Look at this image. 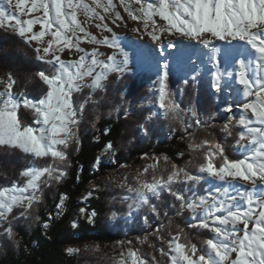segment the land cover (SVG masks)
Segmentation results:
<instances>
[{
  "label": "snow or ice",
  "instance_id": "obj_1",
  "mask_svg": "<svg viewBox=\"0 0 264 264\" xmlns=\"http://www.w3.org/2000/svg\"><path fill=\"white\" fill-rule=\"evenodd\" d=\"M129 21L133 22L130 30L141 38L147 36L162 56L165 48L192 52L187 59L194 65L193 72L183 80L191 89L202 81L197 61L210 64L209 87L214 94L228 91L232 103L223 109L228 114L219 127L224 136L217 140L208 131L216 126L202 120L195 106L182 107L176 97L185 90L172 89L170 64L167 60L162 64L153 92V115L184 128L188 149L199 159L193 173L175 163L160 168L161 158L152 157L155 162L138 171L134 184L126 177L116 184L127 192L122 202L132 201L127 204L129 216L133 209L144 210L143 222L151 231L137 237V242L147 243L154 252L146 256L138 247H124L133 241H117L120 250L111 258L112 264H264V0H0V30L18 37L31 49L33 59L46 66L34 72V78L46 85L36 97L14 91L16 73L0 76V158L7 161L18 151L34 159L51 160L43 167L25 166L19 182L0 186V239L18 246L14 222L41 221L36 206L43 202L45 188L67 175V150L75 144L79 151L78 133L88 105L99 113L101 107L116 100L113 111L118 118L134 115L121 108L124 97L119 92L113 97L110 91V83L130 70L129 54L113 26L129 27ZM83 43L93 47L85 49ZM101 47L110 54L105 55ZM65 52L78 54L77 58L63 59ZM99 118L97 114L95 120ZM194 126L213 138L197 140L189 131ZM237 126L228 154L226 142ZM137 128L138 135L152 133L143 118ZM114 152L112 141L101 149L102 154ZM162 159L167 165L169 158ZM93 167H102L100 156ZM201 182L207 185L202 193L197 191ZM99 187L94 185L83 200ZM165 194L173 198L171 210L176 216L190 214L176 225L175 232L166 234L173 222L169 212L162 211L168 206ZM67 199L66 194H60L55 216L63 214ZM78 211L87 224H95L94 209L80 207ZM162 215L169 218L168 225L159 223L153 228L151 220L160 221ZM115 216L112 212L109 218ZM53 219L49 213L42 229L48 230ZM70 226L80 227L75 219ZM185 228L207 230V235L198 246ZM149 236L162 246L149 242ZM93 251L99 252L100 246L95 245ZM66 252L75 255L81 249L69 247Z\"/></svg>",
  "mask_w": 264,
  "mask_h": 264
},
{
  "label": "trees",
  "instance_id": "obj_2",
  "mask_svg": "<svg viewBox=\"0 0 264 264\" xmlns=\"http://www.w3.org/2000/svg\"><path fill=\"white\" fill-rule=\"evenodd\" d=\"M43 67L46 66L33 59L31 49L24 45L18 37L6 35L3 30H0V76L8 71L16 73L18 84L14 86V91H25L33 97L38 96L46 85H43L38 78H34V72ZM152 79L154 75L145 71L135 75L126 73L119 81L110 83L111 95L116 97L118 89L127 91L122 109L129 108L136 102L152 101L153 94L150 89ZM183 80L181 75L171 72L170 86L172 89L175 91L184 88L185 90L183 95H177V100L182 103V107L195 106L202 120H209L216 126L208 131H211L217 140L223 139L224 134L219 131V127L228 115L223 111L224 96L218 97L214 94V90L209 87V81L203 75L202 81L194 89H191L190 85H184ZM112 102L114 104L117 101ZM143 107L133 111L134 115L128 119L118 118L117 112L111 115L99 114L98 120H95V116L87 115V112L84 114L78 133L79 151L75 150V144L67 150L69 153L67 175L59 183L52 182L50 187L45 188L43 202L35 209V213L41 218L40 222L33 219L21 220L19 224L14 222L18 232L16 238L18 246L5 243L3 239H0V264H112V261L104 257L101 251L95 252L91 247L85 250L84 246L92 243L111 245L116 244L117 241H137V237L143 238L151 231L143 222V209L139 218H136L126 230L120 224H114L109 217L112 212L119 211L123 203H121L122 200L117 199L116 189L112 187L102 186L88 200L89 204L86 208L89 211L94 209L97 213L94 225L87 224L78 214V207L82 205L79 198L92 181H97L103 174L117 167L140 165L145 154L160 157L164 164L162 158L167 156L169 161L163 168H170V165L175 163L195 173L199 158L194 159L196 154L188 149V134L184 128L162 117L147 119L150 109L145 105ZM142 118L143 122L152 129V133L147 136L138 135L137 125ZM189 131L195 133L197 140L213 138L208 136L203 129L195 126ZM235 134L236 131L233 130V136L229 137L226 142L229 145L228 154H231L230 146L234 143ZM107 141H112L115 145L113 155L115 164L101 162L102 167L96 171L93 167L96 157L100 156L101 149ZM181 153L183 155H180ZM189 160H192L191 164H188ZM46 161L50 163L51 160L49 158L34 159L18 151L7 161L0 158V186H11L12 182H19L21 180L19 173L25 166L43 167ZM81 168H83L82 171ZM78 175L79 179H77ZM62 193L66 194L68 199L65 201L63 214L56 217L54 216L57 211L55 205ZM165 197L168 206L162 207V211H168L169 218L173 222L171 229H165L166 234L168 230L175 232L176 225L190 215L185 213L183 216H176L175 211L171 210L173 198L167 194ZM49 213L53 214L54 219L51 221V227L45 231L40 225L48 218ZM74 216H77L80 225L78 229H72L70 226ZM169 218L163 215L160 221L153 218L152 227H157L159 223L168 225ZM181 227L185 225L181 224ZM185 230L189 232L192 242L197 243L198 246L207 235L203 230L188 228ZM149 242H156V240L149 236ZM69 245L82 247L81 252L68 255L66 247ZM155 254L159 257L158 253Z\"/></svg>",
  "mask_w": 264,
  "mask_h": 264
},
{
  "label": "rangeland",
  "instance_id": "obj_3",
  "mask_svg": "<svg viewBox=\"0 0 264 264\" xmlns=\"http://www.w3.org/2000/svg\"><path fill=\"white\" fill-rule=\"evenodd\" d=\"M81 19L83 20V17H81ZM132 25H133V22L129 21V27L121 26L119 28H116L113 26V30L117 34V36L119 37L122 47L129 54V69L130 70L127 73L135 75L139 72L145 71V72L153 74L154 79H152V81L150 83V89H151L152 94L155 91V89L158 87V85L155 82L157 81L158 75L161 72V66L165 62V60H167L168 63L170 64L171 72L178 73L179 75H181V77L183 79L190 78V75L193 72L194 65L190 64L188 62L187 57L189 55H192L191 51H179L177 49L165 48L164 49V55L162 56V55H160V50L157 48V46L155 44L150 43L147 36H144L141 38L138 33H134L130 30V27ZM89 31L92 32L93 34H97V30L94 27H89ZM107 35L110 36L111 34H107ZM81 46L84 47L85 49H89V50L93 47V45H90L87 43H83ZM101 51L104 52L105 55L110 54V50H108L106 48L101 47ZM77 55L78 54H72L71 56H69L68 52H65L62 55V58L63 59H76ZM192 59H193V61H195L194 55L192 56ZM197 63L200 64L202 75L209 81L210 80L209 73L212 70L211 65L208 64L207 62H203V61H197ZM226 67L229 71L232 69V65H230V64L226 65ZM112 79L113 78L110 77V81ZM233 87H235V85H233ZM2 88H3V85H0V89H2ZM118 92H119V94L121 93V95L124 98L127 95V91L125 89L123 91H120V89H118ZM217 95H218V97L220 95L224 96V99H225L224 108L226 107V103H232V96L228 91H226L223 94H217ZM123 102L124 101L120 102L121 108L123 106ZM144 102L143 101L142 102H136V103L132 104L133 106L131 105L128 109L130 110V112H133L137 109L144 108L143 106L145 105V107H149V109H150V114L148 115V118L149 117H156L155 115H153V113L156 112V109L153 105V100L147 101V102H145V104H144ZM116 103L113 104V102H112L109 105L101 107L99 109V113H97V110L94 106L88 105L87 106V108H88L87 115L89 114L91 117L92 116L94 117L97 114L109 115V112L114 113L115 111H113V108L116 106ZM236 115L238 118L239 113L237 112ZM233 130L236 132L239 131V127L237 126V127L233 128ZM114 153H106V154L101 153L100 154L101 162H105V163L111 162V164H115V160L113 159ZM152 157H156V156H147L146 158H143L141 164L138 166L123 165V166L117 167L113 170H109L107 173L103 174L97 181H92L87 186V188L83 192L82 196L79 198V202H81L82 205L78 207V210L80 207L88 206V204H89L88 200L90 199V197L88 200H83V197L87 195L86 192L92 191L94 185L100 186L99 189L102 186L112 187V188L116 189L117 199L122 200L123 196L127 195V192L125 189L118 188L116 186V184L119 182H122L123 178H125V177L127 178L128 183L134 184L135 181L133 180V177L137 175L138 171L142 172L143 168L145 166H147L150 163L155 162L152 159ZM49 162L51 163V161H49ZM164 165L165 164L160 160L159 167L163 168ZM96 171H98V170H96ZM150 174H151V172H149L148 175L150 176ZM112 180H114L115 183H110V181H112ZM206 187H207V185L204 184L203 182H201V185L197 186V191L202 193L203 189ZM94 192H93V194H94ZM131 202H132L131 200H129L127 202L121 201V203H123V207L119 211L115 212L116 216H115V218L112 219L114 224H120L123 227V229H125V230L130 225L133 224V222L135 221L136 218H139L141 211H142V209H140V210L133 209L132 210L133 214L131 216H129L128 215L129 209L127 207V204L131 203ZM78 214H79V211H78ZM74 219L77 220V216H74L72 220H74ZM203 231H205L207 233V230H203ZM152 243H155L157 247L162 246L161 242H159V241L152 242ZM95 245L100 246V249H101L100 251L103 253L104 257H106L109 261H112L111 258L114 255L118 254V252L120 250V246L117 243L111 244V245H101L99 243H92L89 245H85L84 247L86 248V246H87L88 248L89 247L93 248ZM163 246L166 247V245H163ZM69 247H76V248H80V249L82 248V247H79L77 245H69L66 247V249ZM124 247H134V248L138 247L141 249V251L145 255H147L148 253H151L153 250V248L148 247L147 243L144 245H140L137 241H133L132 245L125 244Z\"/></svg>",
  "mask_w": 264,
  "mask_h": 264
},
{
  "label": "bare ground",
  "instance_id": "obj_4",
  "mask_svg": "<svg viewBox=\"0 0 264 264\" xmlns=\"http://www.w3.org/2000/svg\"><path fill=\"white\" fill-rule=\"evenodd\" d=\"M87 193H88V192H86V194H87ZM54 216H55V215H54ZM54 216H53V217H54ZM56 217H57V216H56Z\"/></svg>",
  "mask_w": 264,
  "mask_h": 264
}]
</instances>
